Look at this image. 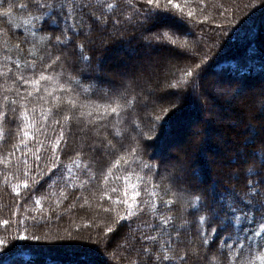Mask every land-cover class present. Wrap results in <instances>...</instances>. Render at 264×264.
<instances>
[{
	"label": "trees",
	"instance_id": "1",
	"mask_svg": "<svg viewBox=\"0 0 264 264\" xmlns=\"http://www.w3.org/2000/svg\"><path fill=\"white\" fill-rule=\"evenodd\" d=\"M102 2L106 18L111 17L109 32L104 33L106 36L114 32L112 21L116 17H121L120 27L125 25L121 9L107 7L120 4V0ZM173 4L179 5L183 17L173 8L164 23L170 25L181 40L188 42L187 48L180 51L171 45L157 43L148 49L149 54L158 58L162 55L159 52H166L171 63L170 71L153 85L162 87L156 97L166 102L155 104L151 100L147 106L143 101L145 97L142 99L135 91L104 95L101 90L89 88L88 81L83 85L74 83L80 79L79 74L71 73L73 82H69L67 72L61 74L59 70L51 69L45 72L37 57L44 47L42 37L46 32L36 31L33 35L30 17L15 11L5 17V9L0 8V240L6 246L0 249V264H127V241L121 237L138 235L135 228H146L166 216L170 217L172 246L183 254L186 248L200 246L201 228L211 231L207 222L203 226L198 223L200 213L193 208V202L199 192L193 189L214 193L217 197L223 195L227 204L236 195L245 196L249 178L255 177L257 172L264 178V167L261 166L264 124L254 122L249 135L250 146L243 154L246 157L236 161L243 166L228 174L226 180L219 173V180L208 179V165L203 155L192 161L182 160V165L191 172L186 174L189 187L177 188L164 179L167 167L165 158L159 159L161 146L178 121L197 116L199 102L210 107L218 99L225 100L226 86L234 82H238L236 90L240 88L241 91L246 84L250 89L262 88L260 92L264 94V0H173ZM126 14L131 16L132 12ZM21 32L34 41L35 46L22 45L23 51L17 49L16 45L23 38L19 35ZM92 38L99 40L100 33L94 32ZM197 42H200L199 47ZM125 45L128 49L123 52L132 59L138 60L146 52L140 41H129L127 37H117L106 48L116 52ZM103 49L96 59L99 49L90 51L86 45L82 54L74 51V58L91 56L93 66L99 65L102 70L101 79L115 84L119 81V71L111 60L102 63ZM17 62L20 68L16 67ZM26 63L29 67H25ZM196 63H201L198 81L201 87L186 88L182 81L190 78L183 70H191ZM32 64L36 65L35 72L31 69ZM41 74L48 79L39 80ZM21 75L25 80L19 79ZM204 77L214 79L202 84ZM178 80L181 81L179 85ZM33 81H39V84H33ZM212 83L225 89L223 87L221 92L213 95ZM201 88L206 100L193 97L201 93ZM175 94L179 98L175 99ZM12 108L16 109L14 113ZM261 109L264 111V105ZM253 110H249L250 115H254ZM65 116L71 119L65 120ZM206 120L205 124L208 123ZM203 128L206 132L205 125ZM140 132L144 133L142 138L137 135ZM113 135L123 138L125 151L94 157L89 154L87 145L106 136L111 139ZM205 139L204 136V142ZM209 143L205 145L209 147ZM132 149H137V155L145 160L159 162L160 175L153 177L151 183H146L148 178L134 164L124 161L116 164L121 156L130 161L132 157L126 152ZM55 157H59L61 165L52 176L57 183L48 187L41 181L33 192L36 165L55 168L52 164ZM230 161L235 163V158ZM60 174L63 179L59 178ZM194 180L195 185L192 184ZM134 195L135 200L132 199ZM128 204L134 205V213L141 205L144 211L132 218V228L126 223L117 226L114 221L126 217ZM252 219L253 222L248 223L247 218H243L237 225L233 218L229 231L238 234L239 242L233 244L229 240L227 243L233 244L234 257L239 252L241 259L264 264V260L258 258L264 253V221L259 213ZM173 222L177 228L184 229L179 237L171 228ZM109 226L114 228L112 233H107ZM22 235L27 239L20 240ZM34 236H39V241L33 239ZM69 237L74 242H69ZM98 237L101 246L103 240L111 237L103 251L97 244ZM221 237L222 233L217 232L213 247ZM66 239L67 242H63ZM177 240L180 243L177 244ZM25 253L33 259L24 261L22 254ZM173 264L181 262L173 261Z\"/></svg>",
	"mask_w": 264,
	"mask_h": 264
},
{
	"label": "snow or ice",
	"instance_id": "2",
	"mask_svg": "<svg viewBox=\"0 0 264 264\" xmlns=\"http://www.w3.org/2000/svg\"><path fill=\"white\" fill-rule=\"evenodd\" d=\"M107 7H119L121 9L125 26L120 27L121 17L118 16L112 21L114 32L105 36L104 33L109 32L108 24L111 17L106 18L105 13L102 11L104 8L102 0H95V3L93 0H0V8L5 9L3 12L5 17H9L14 11L25 14L30 17L32 22L33 35L36 31L46 32L42 37L44 47L39 57H37L38 63L42 65L45 72L49 69L52 71L59 70L61 74L67 72L69 73V82H73L71 73L79 74L80 79L74 81V83L83 85L85 81H88L89 88L101 90L104 95L113 92L123 94L132 90L142 99L148 97L155 104L165 103L166 101L156 97L150 91V88L159 82V75L170 71V61H152L147 65H139L135 69L121 73L119 81L112 84L101 79L102 70L99 65L93 66L91 56L81 55L80 59L77 60L74 58V51L78 50L82 54L86 45L90 51H95L97 46L106 48L107 44L117 37L121 39L127 37L129 41L132 39L138 40L146 49L160 43L184 51L188 42L181 40L171 26L164 23L167 16L172 14L173 8L179 10L181 17H183L182 9L179 8V5H174L173 0H136V2H133V0H120V4H109ZM129 11L132 12L131 16L126 14ZM188 15L190 17L191 13ZM45 23L48 25L47 29H45ZM94 32L100 33L99 40L92 38ZM19 35L23 38L16 45L17 49L23 51L22 45L35 46V42L24 36L22 32ZM209 39L213 40L214 43L212 37H209ZM203 43L207 44V41H203ZM199 45L200 42H197V47ZM16 67L20 68L18 62ZM25 67H29V65L26 63ZM31 69L35 72L36 65L32 64ZM200 69L201 63H196L191 70L187 68L183 70L184 74L190 78L182 81L184 87L192 89L201 87L198 84L201 76ZM9 71L11 70L9 69ZM19 79L25 80V77L21 75ZM45 79H48V77L41 74L39 80ZM180 83L181 81L178 80L177 85ZM33 84H39V81H33ZM28 95L30 96L31 93ZM202 98L207 99L203 96ZM145 106H147V101H145ZM11 111L14 113L16 109L12 108ZM115 111L113 109V112ZM64 119L69 120L71 117L65 116ZM133 131H136L135 128H133ZM150 132L151 129H149ZM137 135L142 138L144 133L140 132ZM61 136H63V132H61ZM137 142L139 143V141ZM87 147L89 154L93 157L97 155H116L125 151L123 138H117L116 135H113L111 139L106 136L102 140L92 142ZM126 155H130L132 159L129 161L121 156L116 164L119 165L121 161H124L125 164H134L148 178L146 183H151L153 177L160 175L159 162L153 163L151 159H143L137 155V149L126 152ZM36 159L39 161L40 157H36ZM52 164L55 165V168L50 169L47 165H36L37 172L32 182L33 192L37 186L41 185V181H44V184L48 187L57 183L55 179H52V176L53 172L61 167L59 157H55ZM261 166L264 167V157H261ZM85 171H87V166ZM165 171L164 179L169 185L177 188L189 187L182 165L179 163L172 164ZM59 178L63 179L64 177L60 174ZM25 187H28V185H25ZM247 188L248 191L245 196L236 195L227 204H225L223 195L217 197L214 193L193 189V191L199 192L193 202V208L196 209L197 213H200L198 223L203 226L207 222L211 226L210 233L204 228L200 229L203 233L200 235V246L186 248L183 254L177 252L176 248L172 246V231L169 230L170 217L166 216L163 220L147 225L146 228H135L134 231L138 235H124L121 237L122 240L127 241L125 250L129 253L126 257V259H129V264H173V261H179L181 264H190V262H194V264H254L253 260L241 259V253L239 252H236L235 257L233 256L235 252L233 244L238 243L239 240L238 234L229 231L233 218L237 225L243 218H247L248 223H252V216L259 213L260 219L264 221V178H262V173L257 172L255 177L249 178ZM132 199L135 200L136 196L134 195ZM117 203H120V201L118 200ZM124 203L127 204L128 202L124 201ZM37 204H39V201H37ZM196 205H199V207L197 208ZM133 207L134 205L128 204L126 217H118L114 224L118 226L120 223H126V226L132 228V218L144 211L143 205L139 206L135 213L132 211ZM171 228L176 232L177 237L184 231L183 228H177L174 222L171 223ZM113 231L112 226L107 228V233ZM217 232L222 233V237L213 247ZM153 233L157 235H153ZM224 233H227V235H223ZM210 236L212 237L211 240ZM165 237L167 239H164ZM19 239L25 240L27 237L22 235ZM33 239L39 241L40 237L34 236ZM110 239L111 237H108L102 243L107 246ZM229 240L233 241V244L227 243ZM160 241H163V243H160ZM176 243L178 244L180 241L177 240ZM5 247L4 241L0 240V249ZM240 247L243 248L244 245H240ZM258 258L264 260V253H260ZM22 259L29 261L33 257L25 253L22 254Z\"/></svg>",
	"mask_w": 264,
	"mask_h": 264
},
{
	"label": "rangeland",
	"instance_id": "3",
	"mask_svg": "<svg viewBox=\"0 0 264 264\" xmlns=\"http://www.w3.org/2000/svg\"><path fill=\"white\" fill-rule=\"evenodd\" d=\"M96 49H99L98 53H96V56L94 58L98 59L99 54H101L102 48L99 46L96 47ZM125 49H128V46L125 45L123 48H118L115 54L116 56L113 57L111 60V63L115 66V68L119 71L118 74L120 76L121 73H125L128 70H132L137 68L139 65H147L149 62L152 61H159V62H169L168 60H171V57L169 55H166V52H159L161 55L159 58L156 57V55L149 54V50L145 49L146 52L143 53L142 57L139 58L138 60L132 59V56H127L123 51ZM98 61V60H97ZM163 75V74H161ZM161 75L158 76V78L161 77ZM214 77V76H213ZM204 77L201 79V83H205L206 81H210L211 79L213 80L214 78H206ZM235 85H238V82H234L233 84H230V86H226L227 90L225 93V101L223 102L226 104V102L230 99H234L233 104L235 105L236 109L233 112L232 116L230 118L224 119L223 122H220L221 119H223V116L220 114L221 110L219 111L218 108L215 106L211 112H207L204 115L202 114V117L206 118L209 117L213 122L214 121H219L218 125L213 126L211 131H209L207 136L209 140V147L208 144L207 146L205 145L206 143L204 142V136L206 132L202 131L204 130L203 127L204 125L207 127V125L204 123L205 121H202V119H199L197 121L196 117H188L184 121H178L175 127L171 130V133L169 137L167 138V141L161 146L162 152L159 155V159H164L165 158V167L169 168L170 165L179 163L180 165L183 164L182 160L189 159V160H194L197 156L199 155H204L208 150L212 151L213 147H215V143H212L213 140L217 139L219 142L223 141L225 143V152L222 154L221 157H218L215 159L217 162L214 163L213 165V172L216 174H221L224 175L222 179L224 180L225 178H228L227 175L230 173H234L235 171H238L243 166V163H237V158L241 155L242 151L244 148H246L249 140V135L252 132V128L254 127V124H264V111L261 109L264 104H261V102L264 101V94H261L262 88H256L252 90H248L244 92L243 90L240 91L236 90ZM224 86L219 85H214L212 83L211 85V91L213 95H216L217 92H221V89H223ZM159 86H152L150 88V91L154 93L156 96L160 92ZM225 89V87H224ZM236 90V91H235ZM264 90V88H263ZM202 94L198 93L195 94L193 97L202 100ZM175 99L179 98L177 94L173 96ZM204 97V96H203ZM143 101H147V103H151L152 101L148 99V97H145ZM210 102V101H209ZM260 104V105H259ZM253 110V114L249 113V110ZM216 111V112H215ZM261 111V112H260ZM224 112H227L226 110ZM228 114V113H226ZM231 114V113H230ZM229 117V116H228ZM196 118V119H195ZM197 121V122H195ZM202 121V122H201ZM191 125V128L194 130L190 135L186 137V140L181 141L183 138V135L186 131V128L190 125V123H193ZM256 122V123H254ZM253 125V126H252ZM212 138H214L212 140ZM219 144V143H218ZM173 146V147H170ZM166 150L164 151V149ZM210 148V149H208ZM164 151V152H163ZM214 156H211V158ZM240 157H246L241 155ZM235 158V163H231V159ZM185 173L187 175H190L191 172L189 169H186L184 165H182ZM198 167L197 165H195ZM237 174V173H236ZM226 180V179H225ZM192 184H196V180L192 182ZM70 240L69 242H74L72 241V238L69 237ZM97 244L100 247V250H104V245L101 246L99 242V237L97 238ZM63 242H67V239ZM129 264V263H127Z\"/></svg>",
	"mask_w": 264,
	"mask_h": 264
},
{
	"label": "bare ground",
	"instance_id": "4",
	"mask_svg": "<svg viewBox=\"0 0 264 264\" xmlns=\"http://www.w3.org/2000/svg\"><path fill=\"white\" fill-rule=\"evenodd\" d=\"M103 55H102V63H105V64H107V63H109V61L110 60H112L113 59V57L114 56H116L117 54H115L110 48H105V49H103ZM209 74V73H208ZM207 74V75H208ZM244 92H246V91H248V90H252V89H250V87L249 86H246V84H245V86H243L242 88H241ZM225 100L224 99H218V100H216L215 101V105H212V104H210V107H207L206 105H205V103H202V102H199V111L197 112V116H196V118H197V121H199V119H202V121H204V120H206L208 123H206V125H207V127H206V134H205V137H206V139H205V143L206 142H209V140L207 139L208 138V136H210L211 135V133H208L209 131H211L212 129V127L213 126H216V125H218V124H220V123H218L219 121L217 120V121H214L213 122V120H212V117H211V119L209 118V117H207L206 116V119L204 118V117H202V114L204 113V115L203 116H205V114L209 111V112H211L212 111V109L216 106L217 108H218V110L220 111L221 110V112H220V114L223 116V119H221L220 120V122H223L224 121V119H227V118H230V116H232V114H233V112L235 111V109H236V107H235V105L233 104V101H234V99L232 98V99H230V100H228L227 102H226V104H224L223 102H224ZM227 111V112H224V111ZM216 112V111H215ZM226 113H228V114H226ZM231 113V114H230ZM229 116V117H228ZM195 118V119H196ZM197 121H195V122H197ZM201 121V122H202ZM192 124H194V122L193 123H190V125L186 128V131H185V133H184V135H183V138L181 139V141H184V140H186V137L188 136V135H190L194 130L191 128V125ZM204 129V128H203ZM204 132V130L202 131V133ZM207 133L208 134H210V135H208L207 136ZM259 133V131H257L256 132V134L253 136L254 138L256 137V135ZM211 137V136H210ZM214 138H212V140H213ZM212 143H215V147H213L214 149L212 150V151H210V150H208V152H206V154H204L203 155V159L206 161V163H207V165H208V173H207V176H208V179H210V178H214V179H216V180H219V177L217 176V174L216 173H214L213 172V165H214V163L215 162H217L215 159H217L218 157H221L222 156V154L225 152V143L223 142V141H218L217 139L215 140H213V142ZM219 143V144H218ZM247 147L246 148H244V150L242 151V153H241V155H243L244 154V152H246L247 151V149L249 148V144H247L246 145ZM170 147H173V146H170ZM165 148V147H164ZM166 150V148L164 149V151ZM163 151V152H164ZM240 155V156H241ZM211 156H214V157H212L211 158ZM239 156V158H238V160H241V157Z\"/></svg>",
	"mask_w": 264,
	"mask_h": 264
}]
</instances>
